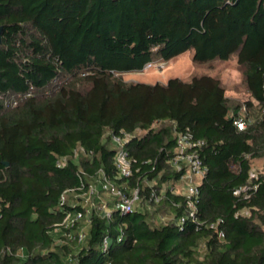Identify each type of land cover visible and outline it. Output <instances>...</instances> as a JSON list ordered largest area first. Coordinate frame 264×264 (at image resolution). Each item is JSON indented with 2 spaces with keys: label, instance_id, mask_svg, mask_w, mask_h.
I'll return each instance as SVG.
<instances>
[{
  "label": "trees",
  "instance_id": "1",
  "mask_svg": "<svg viewBox=\"0 0 264 264\" xmlns=\"http://www.w3.org/2000/svg\"><path fill=\"white\" fill-rule=\"evenodd\" d=\"M0 27V264H264V174L250 178L264 158V0H0ZM186 51L197 63L236 56L256 114L247 102L241 117L208 75L120 77ZM179 133L201 142L193 210L173 190L186 173L170 164ZM112 136L132 163L126 179ZM99 171L162 198L143 211L93 212L81 244L58 243L61 197L71 209Z\"/></svg>",
  "mask_w": 264,
  "mask_h": 264
},
{
  "label": "built area",
  "instance_id": "2",
  "mask_svg": "<svg viewBox=\"0 0 264 264\" xmlns=\"http://www.w3.org/2000/svg\"><path fill=\"white\" fill-rule=\"evenodd\" d=\"M153 66H157L158 69L162 68L161 63L154 64L153 62H149L144 65L143 69H149ZM28 95L29 94L19 95L17 99L12 101V105H15L18 99H22ZM234 124L238 130L245 128L241 119H237ZM111 141L116 150L113 155L112 164L116 169L117 178L126 179L131 177L132 163L126 152L122 149L124 139L118 136H112ZM200 145L201 142L194 141L189 133L176 134L175 155L170 160L171 166L176 170L186 169V173L181 177L180 182L185 181V187L182 194L188 200L190 210L194 209L191 198L197 195V185L193 182V180L201 179L205 172V167L202 165L196 152V148ZM62 163L63 161L59 162V164ZM254 177L255 176L253 174H250V178ZM243 189L244 187L236 189L233 194H239V192ZM100 193H106L110 196L112 199V205L110 208H108L106 204L99 206L101 203ZM162 195L163 191L157 193L152 189L147 199H143L141 196V188L137 184L129 190L121 188V186H117L107 176H105L103 172L99 171L96 183L90 184L86 192L74 194L73 200H76L75 203L71 205V209L64 208L63 204L66 200L64 196L61 197L59 206L60 209L63 210V217L61 222L55 225L54 231L57 232L61 229L62 233L61 237L60 235L57 236L56 241L58 243H67L68 240H71L79 245L84 239V227H87L90 224V217L93 212H98L102 216H108L112 209L123 213L143 211L146 204L149 206V203L153 205L159 203ZM193 215V211H191L189 216L193 218ZM220 222L221 220H217L215 223L210 224V227L214 228L217 232L218 238L222 239L224 237L223 231L216 228L217 224ZM181 223H183V219L179 221V224ZM72 228L77 230L76 236L72 232H69ZM103 244H107L106 238L103 239ZM17 256L22 257V251H19ZM67 259L71 261L72 258L69 255Z\"/></svg>",
  "mask_w": 264,
  "mask_h": 264
},
{
  "label": "rangeland",
  "instance_id": "3",
  "mask_svg": "<svg viewBox=\"0 0 264 264\" xmlns=\"http://www.w3.org/2000/svg\"><path fill=\"white\" fill-rule=\"evenodd\" d=\"M153 63H161L162 68L158 69L157 66H153L149 69H143L141 72L122 74L120 77L126 82L164 84L171 78H179L186 82L189 81L193 76L208 75L219 80L231 105L240 104L242 106L240 112L241 117L248 115L246 106L247 102H252L253 105V107L249 109V117L251 118L256 114V103H253L248 95L244 82L243 68L238 65L236 56H232L226 61L215 60L207 63H197L192 60V51H186L170 61L164 62L158 60L153 61ZM258 173L264 174V158L252 161L251 174L256 175ZM197 181L198 180L196 179L193 180V182ZM92 183L93 182L91 181V184ZM184 183L185 181L173 184L174 192L183 193L185 187ZM100 195L101 203L99 206L107 204L111 200L110 196L106 193H100ZM75 200L70 199L68 201L71 205H73ZM151 209L152 207L149 210ZM241 214L247 216L249 215V211L245 209L241 211ZM167 219H169L168 216L160 214H157L155 217H153V220L156 223H162ZM86 229L87 227H84V230Z\"/></svg>",
  "mask_w": 264,
  "mask_h": 264
},
{
  "label": "water",
  "instance_id": "4",
  "mask_svg": "<svg viewBox=\"0 0 264 264\" xmlns=\"http://www.w3.org/2000/svg\"><path fill=\"white\" fill-rule=\"evenodd\" d=\"M1 29H2V28L0 27V33H1ZM5 165H7V163H5Z\"/></svg>",
  "mask_w": 264,
  "mask_h": 264
}]
</instances>
